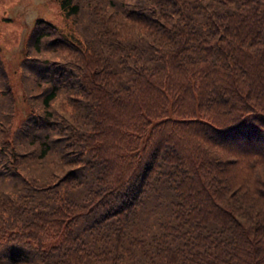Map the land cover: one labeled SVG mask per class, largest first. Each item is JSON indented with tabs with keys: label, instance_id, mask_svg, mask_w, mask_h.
<instances>
[{
	"label": "trees",
	"instance_id": "obj_1",
	"mask_svg": "<svg viewBox=\"0 0 264 264\" xmlns=\"http://www.w3.org/2000/svg\"><path fill=\"white\" fill-rule=\"evenodd\" d=\"M16 100L0 46V264H264V0H58Z\"/></svg>",
	"mask_w": 264,
	"mask_h": 264
},
{
	"label": "rangeland",
	"instance_id": "obj_2",
	"mask_svg": "<svg viewBox=\"0 0 264 264\" xmlns=\"http://www.w3.org/2000/svg\"><path fill=\"white\" fill-rule=\"evenodd\" d=\"M37 17L54 21L70 36L75 34L73 23L61 11L58 0H0V46L16 100L14 125L26 112L19 61L24 55L25 37Z\"/></svg>",
	"mask_w": 264,
	"mask_h": 264
}]
</instances>
